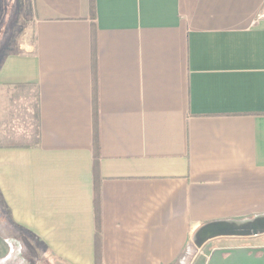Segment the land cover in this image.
<instances>
[{
  "label": "crops",
  "instance_id": "crops-1",
  "mask_svg": "<svg viewBox=\"0 0 264 264\" xmlns=\"http://www.w3.org/2000/svg\"><path fill=\"white\" fill-rule=\"evenodd\" d=\"M7 11L0 115L18 131L0 133V198L43 254L18 264H176L201 224L264 213V0Z\"/></svg>",
  "mask_w": 264,
  "mask_h": 264
},
{
  "label": "rangeland",
  "instance_id": "rangeland-1",
  "mask_svg": "<svg viewBox=\"0 0 264 264\" xmlns=\"http://www.w3.org/2000/svg\"><path fill=\"white\" fill-rule=\"evenodd\" d=\"M7 3L8 11L6 14V21L9 23L11 19L9 10L13 0H7ZM23 16L24 15L22 13L16 27V32H18V41H24L30 38L29 24H26ZM15 116L16 113L9 110H7V112L4 111L0 115V126H2L0 127V133L1 131L11 133L18 131L16 128L18 125V119H16ZM224 244L233 246L242 244L252 245L253 247H264V234L253 237H227L226 239H212L206 242L200 249H198L197 254L192 260L191 264H205L206 259L208 260L212 251ZM7 248L11 250V256L7 260H4V257H0V264H18V257H35L36 260L37 257H41L43 255L37 250V247L32 246L31 242L26 236L18 234V229L10 221L8 211L6 208H4L0 198V256L5 253ZM38 260L41 261L39 258ZM39 264L44 263L41 262Z\"/></svg>",
  "mask_w": 264,
  "mask_h": 264
},
{
  "label": "water",
  "instance_id": "water-1",
  "mask_svg": "<svg viewBox=\"0 0 264 264\" xmlns=\"http://www.w3.org/2000/svg\"><path fill=\"white\" fill-rule=\"evenodd\" d=\"M264 234V213L244 218L212 220L201 224L176 264H191L206 242L222 237H253ZM205 264H264V247L216 248Z\"/></svg>",
  "mask_w": 264,
  "mask_h": 264
},
{
  "label": "trees",
  "instance_id": "trees-1",
  "mask_svg": "<svg viewBox=\"0 0 264 264\" xmlns=\"http://www.w3.org/2000/svg\"><path fill=\"white\" fill-rule=\"evenodd\" d=\"M4 208H6L4 206ZM99 195L97 189H94V210H95V224H96V248L99 243V219H100V211H99ZM11 256V250L9 248L6 249L5 253L0 257H4V260H7ZM98 264V263H97Z\"/></svg>",
  "mask_w": 264,
  "mask_h": 264
},
{
  "label": "built area",
  "instance_id": "built-area-1",
  "mask_svg": "<svg viewBox=\"0 0 264 264\" xmlns=\"http://www.w3.org/2000/svg\"><path fill=\"white\" fill-rule=\"evenodd\" d=\"M263 15H264V13H263Z\"/></svg>",
  "mask_w": 264,
  "mask_h": 264
}]
</instances>
